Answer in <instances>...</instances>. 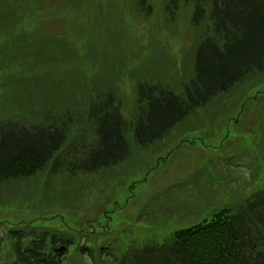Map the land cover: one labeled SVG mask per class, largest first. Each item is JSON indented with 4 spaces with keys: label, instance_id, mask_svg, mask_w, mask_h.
I'll list each match as a JSON object with an SVG mask.
<instances>
[{
    "label": "rangeland",
    "instance_id": "1",
    "mask_svg": "<svg viewBox=\"0 0 264 264\" xmlns=\"http://www.w3.org/2000/svg\"><path fill=\"white\" fill-rule=\"evenodd\" d=\"M147 4L151 10L145 15L137 9V0H39L26 13L21 24L25 30L46 43L64 44L75 54L54 50L42 57V50L35 53L32 48L18 57L23 65L11 61L0 67V150L7 151L9 145L14 151L20 143L44 149L41 137L47 136L46 125L60 118L66 121L63 112L72 115L67 137L62 141L64 134L58 132L50 141L58 147L41 172L0 182V261L11 259L13 228L29 234L40 223L18 221L57 213L54 220L64 222V233L75 235L66 232L68 226L81 229L80 243L104 246L107 256L99 258L113 264V259L132 260L135 254L137 259L140 246L162 243L174 229L209 220L220 208L242 209L264 190V70L262 77L248 76L212 96L195 117L160 139L154 123L153 143L140 147L133 141L130 156L122 163L89 173L69 169L71 159L79 167L96 159L94 152L123 155L125 150H114L113 141L128 133L110 136L111 127L101 129L95 118L87 117L85 102L93 103L95 98H85L83 78L94 96L107 94L110 88L119 93L116 96H127L120 110L122 118L130 119L136 81L173 85L194 72L201 41L211 34V4L202 12L191 0L170 20L165 0H147ZM194 7L203 14L196 26L190 23ZM253 8L260 12L250 16L256 29L262 26L264 5L258 0ZM118 31L123 33L119 36ZM107 33H112L109 40H120L124 46L118 56L107 55L108 62L115 57L124 62L119 75L84 64L83 51L97 48ZM64 68L70 73L62 75L67 72ZM129 69L135 71L131 78ZM40 74L53 75L54 81ZM101 74L90 89L91 77ZM153 107L155 117L157 106ZM92 228L96 234L84 235Z\"/></svg>",
    "mask_w": 264,
    "mask_h": 264
},
{
    "label": "trees",
    "instance_id": "2",
    "mask_svg": "<svg viewBox=\"0 0 264 264\" xmlns=\"http://www.w3.org/2000/svg\"><path fill=\"white\" fill-rule=\"evenodd\" d=\"M165 1V12L168 13L170 20L183 7L189 6L191 0ZM194 1L202 12L211 4L208 13L211 34L207 33L201 41L194 75L192 73L190 78L181 77L173 85L142 84L136 81L133 84L135 98L132 102L130 119L122 118L123 114L120 110L121 103L124 99H128L127 96L123 98L116 96L118 92L113 88H110L107 94L96 92L94 96L92 90L89 91L87 79L83 78L86 81L85 98L90 101L95 98L93 103L87 104L84 101L86 104L84 112L87 117L95 118V123L101 129L102 126L111 127L110 136L121 134L123 130H128V133L113 141L114 150L117 148L125 150L123 155L116 156L105 152L99 155L94 152L92 155L97 158H92L91 162L81 164L79 167H75L71 159L67 163L70 170L89 173L106 169L109 165H116L118 162L122 163L130 156L129 149L133 141L140 147L153 143L154 123L157 127L156 137L160 139L169 134L179 123L195 117L200 109H204V105H207L204 103L211 100L212 96L223 94L248 76V79L263 76L260 72L264 70V19L262 18L261 21L262 26L254 29L250 17L260 16V12L253 8L258 0ZM259 1L264 5V0ZM38 2L39 0H0V67L11 61L18 62L19 66L23 65L18 57L32 48L35 53H40L42 50L40 53L42 57L51 54L54 50L59 53L67 51L69 54H75L64 44L50 40L46 43L42 39H37L33 32L22 27L26 13L30 12ZM137 9L148 15L151 7L147 4V0H137ZM202 16L199 8L194 7L190 14L192 26L199 25ZM118 33L120 36L123 32L118 31ZM110 35L112 33H107L97 48L91 46L90 52L83 51L84 64L95 67L97 71L104 67L103 69H110L107 71L108 74L119 75L124 62L122 65L117 57L113 59L114 61L108 62L107 55L111 53L118 56L124 46L120 40L114 42L109 40ZM126 43L131 44L128 41ZM104 46L109 47L110 50ZM172 55L175 59L176 54ZM87 56L90 61L87 60ZM202 56L205 60L201 59ZM34 60L33 56L31 61ZM16 62L14 63L17 65ZM64 69H67V72L62 75L70 73L68 68ZM133 70H128L129 78L134 75ZM40 75L44 79L50 77L53 80L54 77L47 74ZM100 79L102 74L99 78L93 75L90 79V89L92 84ZM107 79L110 80V76ZM70 91L75 92L73 88ZM258 96L259 94L256 95ZM153 105L157 106L155 117L151 116L154 113ZM76 114L80 116L79 112ZM71 115L69 111L63 112L61 116L66 117V121L60 118V121L53 120L46 125L47 136L41 137L46 145L44 149L40 146L20 143L14 151L9 145L7 151L0 150V182L41 172L46 167L48 158L54 153L52 150L58 147L50 141L58 132L64 134L62 141L67 137ZM39 125L44 127L42 122ZM18 141L20 142L19 139ZM57 215L53 213L50 216L18 221L20 225H27L35 220H40V223L29 234L20 227H15L9 232L11 259L0 261V264H74L75 260L76 264H89V262L107 264L104 263L103 258L102 260L99 258L100 254L107 256L104 246L97 249V246L80 243L81 229L77 230L72 226H68L66 232L75 231V235L64 233V222L61 224L57 222L59 219L54 220V216ZM88 222L89 220L85 225ZM39 227L42 229L39 230ZM91 233L96 234L97 230L89 229L84 235ZM95 249L98 252L97 257L94 255ZM139 249L141 255L137 259L135 254L132 260L113 259V264H264V190L248 200L242 209L232 211L229 207L220 208L214 212L211 219L174 229L164 242H152L140 246Z\"/></svg>",
    "mask_w": 264,
    "mask_h": 264
}]
</instances>
